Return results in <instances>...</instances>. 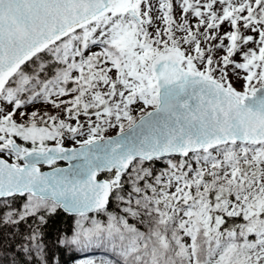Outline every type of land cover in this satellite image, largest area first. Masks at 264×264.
<instances>
[{
    "label": "snow or ice",
    "instance_id": "6c2138e0",
    "mask_svg": "<svg viewBox=\"0 0 264 264\" xmlns=\"http://www.w3.org/2000/svg\"><path fill=\"white\" fill-rule=\"evenodd\" d=\"M66 256L264 264V0H0V264Z\"/></svg>",
    "mask_w": 264,
    "mask_h": 264
},
{
    "label": "trees",
    "instance_id": "16d2710c",
    "mask_svg": "<svg viewBox=\"0 0 264 264\" xmlns=\"http://www.w3.org/2000/svg\"><path fill=\"white\" fill-rule=\"evenodd\" d=\"M59 225L58 224H53L52 225V229L54 230L56 227H58ZM65 261H66V264H71V258L70 257H64Z\"/></svg>",
    "mask_w": 264,
    "mask_h": 264
},
{
    "label": "water",
    "instance_id": "95a60500",
    "mask_svg": "<svg viewBox=\"0 0 264 264\" xmlns=\"http://www.w3.org/2000/svg\"><path fill=\"white\" fill-rule=\"evenodd\" d=\"M59 162H61L58 164L59 166H62V167L67 166V162L65 161H59ZM42 170L49 171L50 169L47 166H44Z\"/></svg>",
    "mask_w": 264,
    "mask_h": 264
}]
</instances>
